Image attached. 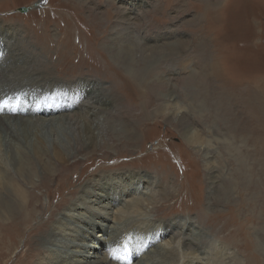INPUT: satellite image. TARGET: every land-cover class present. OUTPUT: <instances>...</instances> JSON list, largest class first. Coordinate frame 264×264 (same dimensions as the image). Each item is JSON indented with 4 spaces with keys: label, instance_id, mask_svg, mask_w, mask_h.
I'll return each instance as SVG.
<instances>
[{
    "label": "rangeland",
    "instance_id": "1",
    "mask_svg": "<svg viewBox=\"0 0 264 264\" xmlns=\"http://www.w3.org/2000/svg\"><path fill=\"white\" fill-rule=\"evenodd\" d=\"M27 6H32L28 12L20 11ZM0 26L19 32L25 46L41 53V61L48 62L50 68V73L43 75L66 81L89 77L103 82V96L114 110L122 107L129 111L132 107L130 68L133 63L126 51L134 47V56L138 57L135 62L142 76L146 77L150 70L138 101L143 102L145 111H136L142 114L140 130H135L137 140L121 147L115 140L116 135L110 134L104 139L108 146L94 153L74 150L71 162L80 159L77 170L64 168L59 160L48 168L38 163L35 169L27 167L21 183L40 197L41 206L26 230L23 223L17 225V220L0 216V236L5 238L4 245L3 241L0 243V264L24 263L36 246L47 247L46 235L54 230L57 220L77 215L73 204L82 195L86 196L81 182L91 173L95 178L106 174L101 181L111 177L115 187L111 191L121 204L109 205L106 210L110 214L123 211L125 216L133 215V209L127 211L122 201L139 198L142 200L139 213L146 214L156 226L161 225L159 232L163 225L164 229L171 228L164 235L148 233L145 246L135 257L128 258L132 254L127 256L128 250L121 244L122 257L127 259L122 264H139L158 243L180 252L171 259L165 257L172 264H183L191 258L197 264L199 261L264 264V211H257L260 218L256 220L255 213H252L254 217L251 213L242 214L246 211L242 209V201L233 199L231 202L238 210L236 215L217 216L230 209L227 198L237 195L235 190L230 193L223 190V187L229 189L227 185L233 179L239 184L238 190L249 182L253 188L264 190V0H0ZM39 30L47 34L48 47L46 44L43 47L47 39L38 36ZM116 50L125 56L126 69L120 61L118 66L113 63ZM148 62L154 66L148 69ZM247 86L251 88L246 90ZM239 96H245L246 101ZM27 111H30L29 117L36 114L30 108ZM54 115L56 112L49 114ZM102 121L106 126L123 123L127 130L134 124L131 116L121 119L108 115ZM42 126L50 144L60 142L61 135L55 137L46 132L48 124ZM192 134L202 140L189 142ZM243 153L250 154H247L252 158L250 171L260 173L259 179L249 180L241 174L237 157ZM249 159L244 158V163ZM130 172L144 175L145 186L133 183L131 178L123 180ZM83 212L91 214L87 209ZM186 219L197 226L194 230L199 240L190 234L201 247L188 241L187 233L184 236L177 232ZM234 219L233 225L230 222ZM116 221L115 215L107 224L114 226ZM42 222L49 223L44 231H38L36 227ZM18 228L22 229V235ZM101 228L96 229L95 237L85 249L90 250L93 248L90 245L100 240ZM124 235L134 237L130 229ZM119 236L115 237V246L121 239ZM248 240L252 241L253 248H247ZM152 255L156 261L164 260L160 251ZM195 255L202 256L195 258ZM36 259L42 263L53 262V252Z\"/></svg>",
    "mask_w": 264,
    "mask_h": 264
},
{
    "label": "bare ground",
    "instance_id": "2",
    "mask_svg": "<svg viewBox=\"0 0 264 264\" xmlns=\"http://www.w3.org/2000/svg\"><path fill=\"white\" fill-rule=\"evenodd\" d=\"M37 34L38 36L43 37V39H47V41H44L45 43L43 44V47L45 44L48 47L47 43L49 38L46 36L47 34L45 35L41 33L40 30L37 32ZM24 44L25 42L23 36H21L19 32H15L14 29H9L5 26H0V216L5 217L7 220H17L16 222H19L17 225L23 223V230H26V225L29 223V221L31 222L33 220L35 213L38 212L37 210L41 206L40 197L28 191L27 188L21 183L20 178L25 175L27 167H34L38 163L44 165L45 168H48L51 164L55 163L54 161L57 162V160H59L60 162L58 163H60V165H62L64 168L66 167L69 169L73 167L77 170L78 161L80 162V159L77 158V160L71 162V157L73 156L72 154H74V150H90V153H94L97 149L99 150L100 147L106 145L107 142H105L104 139L110 134L116 135L115 140H117L118 145L121 147L126 146L129 141L131 142L132 140H137L138 135L135 130H140L139 123L141 121L142 114H138L136 111H145L146 107L144 106L143 102L140 104L138 101L141 97V89L143 88V85L147 84L146 77L148 76L150 70H147L146 77L144 75L143 77V72H139L137 63L135 62L138 60V57L134 56V47L133 50L131 47L127 51L125 50L129 56V59L133 63L130 68L131 70H129L130 77L132 78L131 85L133 87V92H135L130 93L133 97L132 107L129 111H125V109L122 107L114 110L113 107L109 106V103L106 100L107 98L103 96V94H105V88L102 85L103 82L96 81L95 79L93 80L89 77H79L77 79H70V81H66L58 77H48L47 75H43L44 72H46V74L50 73V68L47 67L48 62H42L40 59L41 53L32 49L33 47L31 48L30 46H25ZM29 47L31 49H29ZM43 51L45 50L43 49ZM125 51L123 49V53ZM113 58L115 60H113V63L115 62L118 66V61H120V64H123L124 68L126 69L125 56L118 54V51L116 50ZM147 65L148 69L154 66L153 62H148ZM42 69H44V71ZM148 87L151 88L150 86ZM250 88L251 86H247L246 90H249ZM146 89L148 90L147 86ZM142 95L145 94L142 93ZM199 95L201 96V94ZM250 96L252 95L250 94ZM135 97H137L136 100ZM239 97H242L243 102L246 101L245 96ZM4 100L8 101L7 105L3 104ZM27 108L32 110L31 113L36 114L33 117H29L30 111L28 112ZM249 110L252 111L251 109ZM52 112H56V115L49 116V114ZM32 115L33 114H31V116ZM108 115L121 119L131 116L134 119V124L130 130H127L123 123L106 126L102 121V118ZM44 123L45 126L48 124V128L46 127V132L51 133L55 137H59V135H61L60 142L57 140L54 142V145H52L53 143L50 144V142H48L50 140L45 138L43 131L44 127L42 125ZM107 129H109V131H107ZM201 140V137L197 136V134H192L188 138V141L191 143H197ZM61 144L65 145V148ZM112 146L115 148L114 144H112ZM66 148L69 150L67 151ZM247 154L249 153H243L237 157V160L242 166L241 169L243 172H241V174L243 176H248L249 180L259 179L260 173L254 174L252 171H250V160H252V158L249 159L248 157L250 154L249 156ZM244 158L247 160L249 159L247 164L244 163ZM10 167L15 168L16 171H11L9 169ZM104 168H106V166ZM33 169H35V167ZM119 173L122 174L124 172ZM52 174L56 175V172ZM79 174L80 179L83 171ZM106 176V174H102L99 178H95L91 173L89 177L85 178L84 181L81 182L83 184L82 189L84 190L86 188V196L82 195L80 200L73 204L75 211L78 212L77 215L70 214L67 217L64 216L63 218L57 220L54 230L49 235H46L49 246H36L33 252H30L31 254L28 257V260L21 264H122L124 263L123 261H126L127 259L124 260L125 257H122L123 254L121 252L123 248L121 247V244H124L125 249L128 250L127 256L128 253L132 254L129 255L128 258L130 256L135 257L136 254H138V251L142 249L143 246H145L144 241H146L148 233H151V236L154 234L159 236V234L164 235V232L167 234L169 231H171V228L164 229L163 225L161 232H159V227H161V225L156 226L157 224H153L152 220H150L146 214L139 213V211L142 209V200L139 198L134 201H128L127 199H123L122 201V204L124 207H126L127 211L133 209V215L125 216L123 215V211L120 214H110L111 212L106 210L107 207L109 205L119 206L121 201H119L117 197L113 195L114 191H111L113 188H115L111 184V177L106 181H101L102 179H105ZM126 178H131L133 183L137 182L139 185L142 183L143 186H145V183L147 182L144 175H137L135 173L132 174V172H130V174L127 175L123 180ZM233 180L234 181L231 183V185H227L229 189L223 187V190L225 189V191H228V193L235 190L234 192H236L237 195H232L231 197L227 198L230 200V209L227 212H217V216L223 217L229 213L235 216L236 212L238 211L237 206L231 201L233 199H239V201H242V205L244 206L242 209L246 210L242 212V214L251 213L250 215L254 217L252 213H255V219L259 220L260 216L258 214H260V212L257 211H264V202H260L261 200H264V190L258 189L256 187L253 188L251 182H249L246 184L244 189H239V191L237 189L239 184H237L235 179ZM75 192L73 191V193ZM103 192L108 193L104 194ZM170 196L175 197L176 195L170 194ZM164 197L168 196L164 195ZM84 209H87V211L91 214L87 215L86 212H83ZM53 213H55V211ZM134 213H137V215H134ZM115 215L117 219L115 223L117 224L114 226L107 224V220H111L112 217L115 218ZM5 218H3V220ZM235 219L230 223L234 225ZM48 223L42 222V225L39 227L37 226L36 228L38 231H44ZM249 224L250 223H248V225ZM240 226L243 225L241 224ZM22 227L23 226H21V228ZM196 227L197 226H195L193 221L186 219L184 222L180 223L177 232H180V234H183L184 236L185 233H187V240L197 243V246L199 247L200 244L194 239V237H191L190 234L193 233L195 238L199 240V238L196 236L197 231L194 230ZM97 228H101L103 231L100 240H97L96 243L90 245V247H93L90 248V250L85 249V247H89V242L95 237V231ZM155 228L158 232L154 230ZM68 229L69 232H67ZM127 229H130L131 234H134V237L132 236L133 238L130 239V235H128L127 238L125 235L122 237V233H125ZM21 230L18 228V233L21 234ZM66 234L70 235V237L66 238L64 236ZM118 234H120L121 239L115 246V237ZM251 240H248V244L246 245L247 248H253ZM2 241L4 245L5 238L1 239L0 236V243ZM114 246L116 248H114ZM97 247L99 249H96ZM11 250L12 246L9 251ZM51 251L53 252V262L42 263L36 259L37 256ZM155 251H160L163 253L164 260L167 263V257L171 259L172 255H180V252H177L176 249H169L165 243H158V246L148 251L149 254L146 253V255L143 256L144 260H142V262L139 264H150V261L155 260L154 258H151V256L153 257L152 254ZM91 252H93V254H90ZM113 252L116 253V257L113 256ZM200 256L195 255V258H200ZM165 257L167 259H165ZM161 260L165 264L163 258ZM161 260H155L154 264H159L158 262H161ZM187 262H184L183 264H193L194 258L187 260ZM168 264H172V262ZM194 264H197V262ZM198 264L209 263H200L199 261Z\"/></svg>",
    "mask_w": 264,
    "mask_h": 264
},
{
    "label": "water",
    "instance_id": "3",
    "mask_svg": "<svg viewBox=\"0 0 264 264\" xmlns=\"http://www.w3.org/2000/svg\"><path fill=\"white\" fill-rule=\"evenodd\" d=\"M31 7L32 6H27L26 8H20V11H22V12H27L28 10H30L31 9Z\"/></svg>",
    "mask_w": 264,
    "mask_h": 264
},
{
    "label": "snow or ice",
    "instance_id": "4",
    "mask_svg": "<svg viewBox=\"0 0 264 264\" xmlns=\"http://www.w3.org/2000/svg\"><path fill=\"white\" fill-rule=\"evenodd\" d=\"M3 104H4V105H7V104H8V101H7V100H4V101H3Z\"/></svg>",
    "mask_w": 264,
    "mask_h": 264
}]
</instances>
